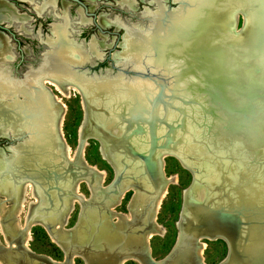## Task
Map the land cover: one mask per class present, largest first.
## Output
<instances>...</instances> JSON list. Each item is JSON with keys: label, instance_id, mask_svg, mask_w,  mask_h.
Masks as SVG:
<instances>
[{"label": "bare ground", "instance_id": "obj_1", "mask_svg": "<svg viewBox=\"0 0 264 264\" xmlns=\"http://www.w3.org/2000/svg\"><path fill=\"white\" fill-rule=\"evenodd\" d=\"M173 1L175 2L174 8H176L179 1ZM192 1L181 0L183 7L165 16V18L153 17L149 19L151 24L142 33V38L133 37L132 31L129 32L132 37L131 47L133 46L135 49L129 51L131 59L128 63L132 68H142L149 73L152 70L150 68L159 71L163 68L165 72L163 74L166 76L175 73L174 88L169 89L172 96H166L170 101L162 99L163 95L151 97L153 95L149 92L151 84L147 80L140 82L142 80L134 78L127 81L123 79L108 81L107 78L101 77L105 75H87L79 71L76 66L91 58H100L101 55L88 54V58L83 62L81 59L76 61L71 57L70 52L77 49V46L72 42V30L69 33L72 40L68 38L66 29L68 16H66V12H63L60 18L56 17L58 23L52 24L51 33L45 38L48 48L42 62L36 69L27 70L21 79H10L4 72L3 74L0 73V136L25 134L19 142L7 147L8 153L5 150L3 152L0 150V196H5L12 203V206L6 207L0 200V229L4 234L6 243L13 247V253L6 255L8 247L0 245V264H73L72 257L75 254L81 255L85 264H122L129 259L135 260L138 264H205L201 255L203 249L201 239L219 238L227 243L228 252L225 258L216 264H264V249H261L264 247V208L258 210L256 205L243 204L244 200L252 202L248 198L249 194L242 189L247 181L240 178L233 184L228 183V186L224 185L223 181L219 184H216L215 181L209 182V192L214 190L217 194L205 202L206 194H204L203 185L199 184L201 176H199L198 166L204 164L201 161L203 158L206 159L204 156L208 153L202 145L198 144L196 145L197 149L200 147L199 151L202 152L201 155H198L193 152L194 149L191 146L188 148L184 146L182 139L187 129V109L191 111L192 115L195 108L196 111L201 110L208 114L205 108L207 109L210 104L207 101L203 103L202 100L205 98L194 93V89H188V87L200 86L199 83L202 82L204 73L212 79L216 76H223L224 78L231 76L225 81L226 86H236L244 91L249 85H256L264 91V33H261L264 31V0ZM187 3L189 5L196 3L197 9L195 7L188 9ZM118 4L122 5L121 3ZM41 5L51 6L54 3H42ZM62 5L65 11L67 4L62 3ZM123 6L128 7L127 5ZM227 6L233 8L241 6L246 10L248 24L244 26L246 28L242 29V33L235 35L229 31L225 14ZM155 7L156 4L154 3ZM35 9L38 11L37 6ZM207 11L208 16L201 18ZM14 12L12 6L0 0V20L6 19V23L15 22ZM147 12L149 11L144 12L146 20ZM77 13L80 14L79 10ZM198 19L203 26H207L209 19L211 22L216 20L219 25L215 27L210 25L200 30L201 36H205L203 38L199 36V30L196 29V20ZM107 25H111V23H107ZM112 25L115 28L120 27ZM171 30V38L167 41V32H171ZM187 32L191 37L183 36ZM124 33L125 29L121 43ZM3 35L0 34V59L4 60L9 59L11 56H7L11 53L10 45H7V39ZM166 41L167 44L164 45L163 43ZM150 42L160 50L155 57L152 55ZM92 43L96 45V40L93 38L85 46L78 44L80 47L89 50ZM101 43L99 42V44ZM172 44L178 46L173 47ZM167 47L172 49L169 51L173 54L165 53L168 52L166 51ZM237 52L242 54L244 59L242 62L235 58L234 54ZM114 55L116 59L112 58L122 63L124 51L121 49L120 52H114ZM196 55L203 56V58L199 61ZM169 56L172 57V62H175L180 68L178 73L173 67H167L169 66L167 59ZM152 60L156 62L155 65L152 64ZM183 67L186 68V71H181ZM2 68L0 66V71ZM136 72L134 76L151 78V81L159 84L147 74L148 72L142 73L137 70ZM227 72L230 74L224 75ZM114 77L122 76L116 75ZM156 78L159 77L156 76ZM162 78L164 79V77ZM43 83L54 86L56 90L65 95L67 89H74L82 95L81 104L84 116L78 132L80 146L71 158L67 156V145L59 132L63 105L52 100L50 91L44 87ZM256 91L260 92L258 88ZM143 92L149 106L132 105L133 102L144 99ZM258 94L256 93L250 102L253 103V109L244 113L242 125L234 129L235 133L231 131L233 135L239 132L247 135L254 147L258 145V140H260L258 138L259 123L252 119V116H258L261 113L260 108L256 105L260 96ZM231 96L236 97L233 93ZM188 101L189 103H187ZM126 104L129 106L127 107ZM95 113L96 115H94ZM153 113L158 118L164 117L165 123L171 124L172 128L170 127L168 130L167 126L162 123H156L152 128L156 141L149 156L154 172V178L150 180L146 175L147 170L143 161L124 152L123 141L125 140V145L135 152L147 154L150 147L148 126L138 122L140 125L138 131L132 119L134 117L148 119ZM100 115L112 122V125H105ZM174 115L176 118L173 119ZM234 116L235 113H232L229 117ZM219 119L226 120V123L229 121L234 124L237 123L228 117L224 119L219 116ZM90 124L92 125L91 128ZM95 131L109 133L112 136V140L107 144L101 143L100 151L102 157L112 164L115 175L120 176V180L118 183L99 186V191L102 194L108 193L109 195L111 193V195L105 198L100 194L97 196V193H92L94 200L87 205L84 204L85 199L79 193L77 194L78 182H86L91 187V191L96 192L98 189L95 184H101L103 178V171L88 165L81 158L82 148L86 144L85 135ZM166 131H169V136H171L168 141L163 136ZM124 137L126 138L123 139ZM167 142L171 149L157 146ZM138 143L139 145L141 143L140 147ZM114 144H117L118 147L113 148ZM166 155L177 157L191 171L193 177L190 185L184 191L183 206L180 213L181 221L179 219L180 222L177 225L176 241L167 255L161 259H153L149 252L147 240L156 233L159 235L163 233V228L155 223L154 217L164 194L165 186L170 182V178H164L161 175V158ZM19 156L22 157V164L19 163ZM39 162H43L44 167L35 170L33 167L37 166ZM250 162L252 164V160ZM133 165L140 167L143 171L138 174L139 177H143L142 181L146 186L143 190L139 189L140 181L136 180L137 176L134 175V177L133 174L131 175L126 171ZM29 172L36 174L29 175ZM94 172L100 176H96L93 174ZM220 175L222 180V171H220ZM255 181L257 182V180ZM204 182L206 183L205 180ZM258 185L260 186V184ZM109 187L110 189H108ZM112 187L115 188L111 189ZM28 188L36 198V202L29 205L28 212L25 214L27 223H41L48 229L52 239L64 251L65 256L62 261L56 262L50 257L31 251L26 245L29 226L26 224L24 227H20L16 219H13V215H17L21 211ZM130 190L133 191L131 204L128 205L131 218L129 216L123 218L122 215H118L117 222H112L111 216L113 217L114 214L111 211H113V207ZM232 191L233 194L239 196L240 206L232 202L230 197ZM52 195L57 196L55 198ZM191 197L195 198L198 203L195 204L194 216L186 217L183 214L189 206ZM214 198H226L228 204L212 206L210 203L213 202ZM77 199L81 203L82 217H80L76 229L63 231L61 229L62 223H65ZM99 199H102V207L99 206ZM47 203L52 207L49 210L45 207ZM105 207L109 208V212L105 210ZM43 209H46V212ZM217 209L225 211L235 209L239 213L238 218L241 224L234 242L228 236L224 224L215 218L214 212ZM93 237L97 245L103 244V242L110 244L114 254L111 257L88 256L82 249L90 244L89 242ZM193 250L195 251L193 252Z\"/></svg>", "mask_w": 264, "mask_h": 264}, {"label": "rangeland", "instance_id": "obj_2", "mask_svg": "<svg viewBox=\"0 0 264 264\" xmlns=\"http://www.w3.org/2000/svg\"><path fill=\"white\" fill-rule=\"evenodd\" d=\"M84 3V6L86 7V12L89 13H95L98 20V23L102 25L100 28L102 32H99V30L90 22V18L88 15L83 13V7L79 5L78 3L70 2L66 3L69 6L68 13L69 18L67 21V31H68V38L69 33L71 32V38L72 42L77 46V49H74L71 51L70 55L73 59L76 61H80V59L83 61L88 58V54H93L95 56L101 55L100 58H91L90 60L86 61L83 66L88 70L87 74H96L98 76L104 77L103 79L107 78L108 81H115L116 79H138L142 80L140 82H143L144 80H147L150 85V93H153L151 97H157V95L162 96V99H165L166 101H170V99L166 98V96H172V90L174 88V76L175 73L168 74L167 76L164 75L165 73L163 71V68L161 71L150 68L151 74L142 68H132V66L129 65V61L131 59V55H129V51L135 50L134 47H131V36L130 31L133 33V37H139L142 38V33L145 32L149 28L150 20L153 17H159V19L165 18V16H168L172 13H174L176 10H180L183 7V4L181 0L179 1V5L175 7V2L172 0H162L163 3H161V0H154L156 2V7L154 8V3H152L150 0H133L132 3H123L128 2L127 0H124L120 5L117 3V0H80ZM192 1V0H191ZM194 2V1H192ZM21 7L18 13H22L27 17V21L24 24L25 32H18L14 30L11 26L6 25L9 29H11L15 34L16 37H18L20 41V46L23 51V57L24 61L23 64H21V72L22 74L26 70V65L29 63L26 61H30V59H36V57L39 56L40 52L46 50L48 46L42 45L40 43H43L44 37H46L48 32V27L50 23L53 21L50 17H38L37 19L34 18V14L32 13L36 6H39L41 3H20ZM196 3H187L188 9H191L195 7ZM123 5H127L123 6ZM33 9V11L31 10ZM154 8V9H153ZM173 10H169L172 9ZM206 8V7H205ZM56 9H60L61 13L58 14V16L61 17L62 13L64 11V7L62 3H56ZM169 11H167V10ZM197 9V7H195ZM79 10L81 21H86L84 24H75L78 22L77 17V11ZM147 12V20L145 18L144 12ZM208 16V11L205 12L201 18H204ZM38 19H40L41 25L38 22ZM70 19V20H69ZM45 23H44V22ZM59 22H61L59 20ZM106 22V23H105ZM161 23V20L159 21ZM58 23V22H56ZM107 23H111V25H107ZM39 24V25H38ZM105 24V27H104ZM112 24L120 26L118 28H115ZM241 24V18L240 15L237 14V16L234 19V28L238 29ZM71 30H70V27ZM18 27V25H17ZM122 27V28H121ZM19 28V27H18ZM125 29L123 42L122 41V35ZM136 30V31H135ZM166 40L171 38L172 30L171 32H167ZM93 38L98 42H102L100 47V53L98 52V45L90 44V48H82L79 46L78 43L82 44V46H85L89 40ZM7 45L11 44L13 50H15V46L13 41L10 39L9 35H7ZM186 39V38H184ZM167 41L163 43L164 45L167 44ZM185 41V40H184ZM162 44V45H163ZM163 45V46H164ZM150 46L152 48L151 52L153 57H155L157 54H159V49L155 45H153L150 42ZM171 46L175 47L178 46L177 44H172ZM180 46V45H179ZM129 48V49H128ZM124 51V55L122 57V63L124 65L130 66L132 69L137 70L138 72L146 73L154 78L156 82H159V84L154 83V81H151L150 79H147L145 77H117L116 71L111 69L109 65V61L106 59L108 51L112 55V57H115L114 52H120ZM171 48L166 49L165 53H169ZM137 50V48H136ZM172 50V49H171ZM165 51V50H164ZM15 52V51H14ZM170 54H173V52H170ZM179 54V53H178ZM242 54L237 52L234 54L235 58L239 61H243ZM11 55H8L7 57H10ZM168 56V55H167ZM119 59V57H117ZM180 58V57H179ZM10 59V58H9ZM17 59V54L15 58H13V61ZM168 63L170 68H174L177 70V73L179 72L180 68L177 67V64L175 62H172V57H168ZM171 59V60H170ZM153 62V60H152ZM182 62V59H181ZM14 63V62H11ZM156 62H153L152 64L155 65ZM117 65V64H115ZM35 66V65H34ZM82 66V67H83ZM13 67V65H12ZM9 70L6 71V75L11 76L9 73H12L13 75L17 76V73H14L11 67H8ZM74 70V65H73ZM20 72V69H18ZM174 71V70H173ZM18 72V73H19ZM0 73L3 74V72L0 71ZM5 74V73H4ZM156 74V75H155ZM108 75V76H107ZM155 76V77H153ZM158 76L159 78H156ZM99 77V78H101ZM110 77V78H109ZM161 77H164V79ZM142 78V79H140ZM13 79V78H10ZM102 79V78H101ZM163 80V81H162ZM162 81V82H161ZM44 87L47 88L50 91V94L52 95V100L56 103L63 105V113L62 118L60 121L59 129L60 134L64 140V142L67 145V156L70 158L73 157V154L76 149L77 144V136L79 132V127L82 124L81 117H82V104H81V98L82 95H80L79 92L75 91L74 89H67L66 95L62 93L61 91H58L55 89L54 86L43 83ZM158 85V86H157ZM161 85V87H160ZM162 88V89H160ZM170 89V90H169ZM159 92V93H158ZM142 96H144V99L142 101L133 102L132 105L137 104L140 105H146L149 106V102L146 100L145 93H142ZM198 98V96H197ZM84 99V98H83ZM200 100V98H199ZM204 103V100H202ZM86 104V103H85ZM207 105V104H205ZM127 106V104H126ZM129 106V105H128ZM127 106V107H128ZM194 106V105H191ZM87 107V106H86ZM125 107V106H124ZM187 108V107H186ZM84 111V110H83ZM187 119H186V133H184L182 139H183V145L187 148L191 146L193 152L197 153L198 155H201L202 152H200L199 148L197 149L198 144L202 145L206 153L205 158L208 159H202L201 162H204V164H199L198 170L200 172L201 176V182L199 184L203 185V189H205L204 194H206L205 202H208L209 199L214 197L217 193L216 191L209 192L208 190V183L215 181L216 184H219L223 181V184L228 186V183H235L237 179L240 180V178H243L246 182V185L242 187L243 191H246V193L249 194L248 198L252 202H246L244 200V205L254 206L256 205L257 209L264 208V143H259L256 147H254L252 141L247 137V135L239 132L236 134H226L225 133V126L227 125L226 120L221 119H214L211 115L203 113L201 110L193 112V115L189 109H187ZM176 115V113H174ZM96 115V113L94 114ZM174 115L173 119L176 118ZM189 115H192V117H189ZM84 116V112H83ZM99 116V115H98ZM231 115H222L220 117H223L224 119H232L235 120L233 117H229ZM101 119L103 120V123L107 126H111L112 122L106 120L104 116L100 115ZM93 119V118H92ZM80 124V125H79ZM90 124V128H91ZM115 131V128H114ZM25 135V134H24ZM23 139V137L21 138ZM20 139V140H21ZM194 143H196L194 145ZM209 144V145H208ZM7 143H4L3 141H0V150L3 152L8 153L7 149ZM139 145V143H138ZM6 146V147H5ZM141 146V143L139 147ZM209 151V152H208ZM263 155V157H262ZM81 158L90 166H94L95 169L103 171V178L101 179V184L97 183L95 184V187L98 189L96 192L91 191V187L86 184V182L80 181L78 182V188H77V194L82 196L83 199H85V203L89 205L90 202L94 200V197L92 193H97L99 196L102 195L105 196V198H108L111 193H101L99 191V186L103 185L106 186L111 181L113 174H115L113 167L111 168L108 163H110L108 160H106L104 157H102V153L100 151V154L98 152V142L93 137L86 138V144L82 148L81 151ZM203 156V155H202ZM201 156V158H202ZM232 160H231V159ZM106 160V161H105ZM252 160V164L251 161ZM179 159L175 157L174 155H166L162 157L161 161V172L162 176L164 178H170V182H168L165 186L164 194L162 195L160 202L158 204L157 210L155 212L154 221L156 224L161 226L163 228V233L159 235L158 233L152 235L147 240V244L149 247L150 255L153 259H161L166 254L169 253V251L172 249L176 238L178 234V223L181 221L180 219V213L183 206V196L184 191L186 190L189 182H190V174L191 177L192 173L191 171L185 167L181 161L179 163ZM207 161V162H206ZM23 162L22 157L19 156V163ZM108 162V163H107ZM22 164V163H21ZM44 167L43 162H39L37 166L33 167L35 170H39ZM113 169V170H112ZM238 170V171H237ZM127 173L136 175L137 181L139 182V189L143 190L146 188L145 183L142 181V176L139 177L138 174L142 173V169L138 166H130L127 168ZM220 171L223 173V179L221 180ZM29 175H35V172H29ZM96 176H100L97 172H94ZM135 177V176H134ZM199 178V177H198ZM206 181V183L204 182ZM257 180V182L255 181ZM192 181V178H191ZM30 182V181H29ZM131 182V181H130ZM263 182V183H262ZM207 184V185H206ZM260 184V186L258 185ZM91 185V184H90ZM93 185V184H92ZM196 185V184H195ZM194 185V186H195ZM30 188V187H29ZM28 188L27 192L25 193V202L21 206V211L19 213L13 215V219H16L18 225L21 227H24L26 224L28 227V238L26 241L27 247L37 254H43L47 257H50L54 261H62L64 259V251L62 247L55 242L51 234L49 233L48 229L41 223H31L28 224L26 220V212H28L29 205L31 203L36 202V198L30 193V189ZM46 188V187H44ZM115 187H112L111 189H114ZM110 189V187L108 188ZM107 189V190H108ZM185 189V190H184ZM184 190V191H183ZM235 192V191H234ZM44 195V193H42ZM54 194V193H53ZM45 196V195H44ZM56 198L55 195H52ZM230 197L232 202L235 205L240 206L241 203L239 202V196L230 193ZM133 198V191H127L124 195L121 201L113 207V211H111L114 216H111V221L116 223L117 222V216H121L123 218L130 216V211L128 209V205L131 204ZM35 199V200H34ZM0 200L2 204L6 207L12 206L11 200L7 199L5 196H0ZM99 206L102 207V199L98 200ZM197 200L193 197L190 199L189 206L187 207L185 213L183 214L186 217L194 216L195 208H196ZM212 206H218V205H226L228 204V200L226 198L223 199H217L214 198L213 202L210 203ZM47 210L52 208L49 203L45 206ZM54 208V207H53ZM137 208V207H136ZM81 203L77 199L72 206V209L68 215V218L66 219L65 223H62L61 229L63 231H72L73 229H76V226L78 224V221L81 215ZM44 212H46V209H43ZM105 210L109 212V208L105 207ZM137 210H139L137 208ZM14 212V211H13ZM191 212V213H190ZM117 214V215H116ZM192 214V215H191ZM180 219V221H179ZM26 222V223H25ZM128 223V222H127ZM48 232V234H47ZM51 239H50V237ZM201 242H203V249L201 250V255L203 258V261L205 264H216L219 261H221L228 252V245L227 243L222 239H201ZM90 244L87 245L85 248L82 249L88 256L91 257H97V256H109L111 257L114 253L110 246V244L103 242V244H96V240L93 237V239L90 240ZM92 243V244H91ZM6 243L4 234L2 230L0 229V245H5L8 247L7 254H12L13 247L10 246V244ZM58 244V245H57ZM60 247V248H59ZM118 248V246H116ZM11 249V250H10ZM78 250V249H77ZM195 250H193L194 252ZM81 255L75 254L72 257L73 264H85V260ZM122 264H138L133 259L126 260Z\"/></svg>", "mask_w": 264, "mask_h": 264}, {"label": "water", "instance_id": "obj_3", "mask_svg": "<svg viewBox=\"0 0 264 264\" xmlns=\"http://www.w3.org/2000/svg\"><path fill=\"white\" fill-rule=\"evenodd\" d=\"M71 1L77 2L79 5H81L83 7V13L90 16L91 17L90 22L99 30V32H102L100 29L101 27H100L98 21L96 20V18H97L96 14L86 12V9H85L86 7L84 6V3H82L81 1H79V0H71ZM225 14H226V18H227V25H228L229 31L235 35L238 33L239 34L242 33V31L246 28V27L244 28V26L248 24V17H247L248 14H247L246 10L241 6L239 8H233V7L227 6V8L225 10ZM237 14L240 15L241 24H240V27L238 29H235L234 28V19L237 16ZM217 16H218V13H217ZM196 21H197L196 22V29L199 30V32H198L199 36L202 35L200 30H202L203 28L210 26V25L212 27L219 25L218 22H217L218 24L216 23V20L211 22V20L209 19V22H207L208 23L207 26H203L200 22V19H198ZM0 28L6 29L5 26L1 25V20H0ZM261 33H264V31ZM184 35L188 38L191 37V36H189V32L183 34V36ZM201 37L204 38L205 36H201ZM198 53H200V52H198ZM44 54H45V52L43 53L39 64L42 62V60L44 58ZM119 55H120V53H119ZM196 58L199 59V61H200V59H202L203 56L201 57V56L196 55ZM106 59L109 61V65H110L111 69H113L117 72L116 75H121L122 77H133L137 73L136 70L132 69L130 66L123 65L122 63L115 61L112 58V55L110 54L109 51L107 53ZM84 63L85 62H83L82 64H80L79 66H76V67L79 71L84 72V74H87L88 70L86 68H84V66H83ZM115 64H117V65H115ZM185 69L186 68L183 67L181 71H186ZM200 70H201V68H200ZM227 74L229 75L230 73L227 72L224 75H227ZM90 75H96V74L93 73ZM23 76H24V74H23ZM9 78H11V77H9ZM225 78L223 76H220V77L216 76L212 79L210 77H207V75H205V73H204V78H202V82L199 83L200 86H194L193 88L188 87V89H194V91H195L194 93H196L200 96H203V98H205L204 101H207L208 104H210L209 106H207V109L205 108V110L208 112L209 115H212V117L214 119H218L219 116H222L224 114L225 115H232V113H235L234 117H235V121L237 123L234 124V123H232V121L227 122L228 125L225 126V129H226L225 133L226 134H230V133L234 132V129H236L237 126L242 125L241 122H242L243 118L245 117L244 113H246L247 111H251V109H253V107H252L253 103H250V102L253 99V97L256 95V93H259L258 95H260V96L257 99L258 104H256V105H257V107L260 108L261 113L258 116H252V119L256 122L258 121V123H259L258 124V127H259L258 138L260 140H258V144L264 143V91H262L259 87H256V85H249L248 88L245 89L244 91L242 89H238L236 86H226L227 83L225 81L228 78H231V76L227 77L226 79ZM257 88L260 90V92L256 91ZM232 93L236 97L231 96ZM187 103H189V101ZM83 112L84 111L82 110V117H81L80 123L83 120ZM249 114H250V112H249ZM132 120L134 121L138 131H139V127H140L138 122H140V124L144 123L148 126V136H149L150 147L148 149L147 154L138 153V152H135L130 147H128L127 145H125L126 141L124 140L123 141V145L125 148L124 152L142 160L144 165H145V168L147 170L146 175H147L148 179L153 180L154 172L152 170V163H151L149 156L152 153L153 148L155 147L154 143L156 141V136L153 134L152 128H153L154 124H156V123H162L163 125L167 126L168 130L170 129V127L172 128V126H171V124L165 123L164 117L158 118L154 113L150 114V117L148 119H142L139 117H134ZM59 132H60V129H59ZM168 132L169 131H166V133H164V135H163L165 137V140L167 139V141L169 140V138H171V136H169ZM23 136L24 135H21V134L16 135V136H0V140L5 141L7 143L6 146L8 147V146H12V145L16 144L17 142H19ZM85 136H86V138L93 137L94 139L97 140L99 154H100V149H101V143L103 142V143L107 144L108 142H110L112 140V136L109 133H104V132H100V131L87 133ZM126 137H127V135H126ZM126 137H124L123 139H125ZM77 139H78V136H77ZM79 146H80V144H79V142H77L76 149H78ZM157 146L163 147V148L165 147L164 149H166V148L171 149L170 147H168V142L163 144V145L160 143ZM112 147L115 148L118 146H117V144L116 145L114 144V146H112ZM76 149H75V151H76ZM169 151H171V150H169ZM108 155H109V153H108ZM262 157H263V155H262ZM161 161H162V158H161ZM108 164L112 168V164L111 163H108ZM84 170H85V168H84ZM161 175H162V173H161ZM191 178L192 177L190 174V182H189L188 186L191 183ZM119 180H120V176H116L115 174H113V177L109 183H118ZM214 213H215L214 216H216L215 218H217L222 224H224L225 228L227 229L228 236L234 242L238 236V229H239V225L241 224L239 221V218H238L239 213L237 212V210L234 209V210L225 211L222 209H217L216 212H214ZM261 249L263 250L264 247Z\"/></svg>", "mask_w": 264, "mask_h": 264}, {"label": "flooded vegetation", "instance_id": "obj_4", "mask_svg": "<svg viewBox=\"0 0 264 264\" xmlns=\"http://www.w3.org/2000/svg\"><path fill=\"white\" fill-rule=\"evenodd\" d=\"M3 1L5 3L7 2V4H9L10 6H12L13 9L15 10L14 16L16 17L15 18L16 21L15 22H11V23H6L5 22L6 19L1 20V25L5 26L6 29L0 28V34L1 35L4 34L3 36L6 39H7V35H9L10 39L13 41L14 46H15V50H13L12 47L10 46V53H11L10 59H4V60L3 59H0V66L3 67L1 71L6 74V71L9 70L8 67H11V69L13 70V72L14 73H17V76L13 75L12 73H9L11 75L9 77L15 78V79H21V77L23 76V74L27 70H29V69L34 70V69H36L39 66L38 64L40 62V59L42 58L43 53L47 49L44 50V51H42V52H40L39 56L36 57V59H33L32 58V59H30V61H26L29 64L25 66L26 67V70L22 74V72H21V64H23V61H24L23 51H22V48L20 46V41H19L18 37H16V34L13 32L14 30H16L18 32L20 31V32L26 33L25 32V28H24V24L27 21V17L24 14H22V13H18V11L20 10L19 8L21 7V4L20 3H25V4L26 3H37V4H39V3H41V4L42 3H54V5H51V6H48V5L47 6H43V5L40 4L39 6H37L38 11L36 9H34V11H33V9L31 8V10L33 11L32 13L35 16L34 18H36V19L38 17H45V18L46 17H50V18H52L53 21L50 23V25L48 27V32L50 34L51 33L50 28L52 27V24L54 22H56V20H57L56 17H59L60 18V16H58V14L61 13L60 9H56V3H60L61 4V3H70V2H74V1H71V0H50V1L49 0H3ZM123 1L124 0H117V3H122ZM150 1L152 3H155L156 4L155 1H153V0H150ZM74 3H77V2H74ZM82 3H85V2H82ZM123 3H132V5H133V0H129L128 2H123ZM161 3H162V0H161ZM130 7H132V6H130ZM68 9H69V6L66 5V7H65V12L66 13L65 14L69 18ZM81 16L82 15H80V14L77 13V17L76 18L78 19V22L75 23V24H84L86 22V21H83V22L81 21V19H80ZM23 18H24V21H23ZM37 23H39L41 25L40 19H38V22ZM6 25L11 26L14 30L12 31ZM17 25H18L19 28L17 27ZM69 27H70V25H69ZM101 27H102V25H101ZM70 30H71V27H70ZM46 37H44V38H46ZM7 42H8V39H7ZM42 42L43 43H40V44H42V45L44 44V45H46V47L48 46V44L45 42V39H44V41L42 40ZM9 45H11V44H9ZM96 45H98V52L100 53V50L99 49H100V47H102L101 45H103V44H99V42L96 41ZM16 54H17V59L15 61H13V58H15ZM11 62H14V63H11ZM12 65H13V67H12ZM18 69H20V72L18 71ZM0 141H3V140H0ZM3 142L6 143L5 141H3Z\"/></svg>", "mask_w": 264, "mask_h": 264}]
</instances>
